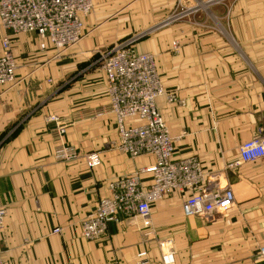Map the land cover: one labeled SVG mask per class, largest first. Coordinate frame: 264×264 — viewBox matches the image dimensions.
<instances>
[{
	"label": "crops",
	"instance_id": "1",
	"mask_svg": "<svg viewBox=\"0 0 264 264\" xmlns=\"http://www.w3.org/2000/svg\"><path fill=\"white\" fill-rule=\"evenodd\" d=\"M209 2L210 12L199 20L146 33L136 49L155 56L165 91L181 100H157L177 138L176 158L195 156L206 171H225L233 207L209 220L188 217L182 206L189 192L175 191L156 202L148 217L119 214L100 239L84 238L81 224L109 195L110 182L154 162L152 156L133 159L116 148L119 135L106 75L95 65L97 52L117 44L101 48L122 23H106L104 34L93 32L72 48V55L58 60L50 44L42 50L40 37L22 33L12 36L16 83L0 88L5 264H167L163 251L169 241L172 264H264L259 255L264 157L227 167L240 159L243 143L264 136V0H232L226 8L219 6L221 0ZM109 3L93 0L95 10L83 18L84 29ZM175 3L135 0V25L123 24V35L152 30ZM220 16L227 23L221 24ZM7 34L0 23V55ZM51 115L66 123L64 136L49 121ZM61 142L81 153H100L102 163L89 168L83 159L57 161L54 152Z\"/></svg>",
	"mask_w": 264,
	"mask_h": 264
},
{
	"label": "built area",
	"instance_id": "2",
	"mask_svg": "<svg viewBox=\"0 0 264 264\" xmlns=\"http://www.w3.org/2000/svg\"><path fill=\"white\" fill-rule=\"evenodd\" d=\"M92 10L93 0H0V23L8 33L0 55V88L10 87L17 80L12 36L36 34L42 40V50L50 44L60 53L81 40L83 18ZM135 40L128 39L106 49L100 53L99 60L106 75L119 135L116 148L133 159L152 156L154 162L110 182L109 195L98 200L94 212L81 224V234L88 240L100 239L119 214L148 217L156 202L175 191L189 192L182 206L188 217L209 220L227 213L235 202L234 191L225 183V171H206L195 156L176 158L177 138L171 134L157 100L161 96H166L170 103L181 100L165 91L155 56L137 51ZM173 47L178 49V42H174ZM49 121L56 124L61 136L66 134L67 125L58 116H49ZM239 154L240 159L230 163L228 168L263 158L264 136L243 143ZM54 157L61 162L83 159L89 168L102 163L100 153H81L66 142L56 147ZM6 216L7 208L0 204V241ZM163 253L166 263L172 264L170 241L164 245ZM259 255L264 261V245ZM0 264H5L1 248Z\"/></svg>",
	"mask_w": 264,
	"mask_h": 264
},
{
	"label": "rangeland",
	"instance_id": "3",
	"mask_svg": "<svg viewBox=\"0 0 264 264\" xmlns=\"http://www.w3.org/2000/svg\"><path fill=\"white\" fill-rule=\"evenodd\" d=\"M110 3L107 5H103L102 9L100 8V16L98 17L99 19H97L95 21V23L92 25L91 28L85 26L84 29V25H83V36L81 38V40H83V38L92 35L93 32H97V34H100L102 32V34H104L105 32L102 31L101 28H103L105 26L106 23L112 21V20H120V23H122L121 25H119L113 32V41L110 43H106L103 44L101 46V48H105V47H109V45L114 44V43H121L123 41H126L128 39H133L135 40V47H136V41L141 40L146 33H153L160 31V29H163L165 27H168L174 23H177L181 20H199L198 16H200L202 13H207L210 12V0H195L194 2H190V0H176V3L173 7H171L170 11L168 12V14L161 19L159 24H156L152 30L146 31V32H135V30H131L128 32L127 35H123L124 30H123V24L126 25L127 21H131L132 22V26L135 25V0H109ZM220 1V0H219ZM222 2H224L222 5L219 6H223L224 8H226V5H228V3H230L232 0H221ZM237 1V0H236ZM95 10V9H94ZM93 10V11H94ZM130 10H132V12L134 13H130ZM128 11V12H127ZM131 17V18H130ZM205 18H208L209 15H204ZM226 16H220L219 18V22L222 24L224 22L227 23L226 21ZM125 22V23H123ZM128 25V24H127ZM80 40V41H81ZM79 41V42H80ZM78 43H76L75 45L69 47L68 49L62 51V52H57L56 50V54H55V59L54 60H58L59 58H61L62 56H67L72 55V48L77 46ZM100 47V46H99ZM54 49V48H53ZM106 49L101 50L99 52H97L96 54H98V57L95 61V65L98 66V68L100 70H102L101 67V63H100V53L104 52ZM95 57V55H94ZM157 63V62H156ZM17 77V75H16ZM174 94V93H173ZM176 95V94H175ZM177 96V95H176ZM178 97V96H177ZM179 98V97H178Z\"/></svg>",
	"mask_w": 264,
	"mask_h": 264
}]
</instances>
